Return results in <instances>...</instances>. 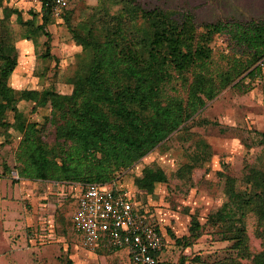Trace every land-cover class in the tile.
Wrapping results in <instances>:
<instances>
[{
  "label": "trees",
  "instance_id": "16d2710c",
  "mask_svg": "<svg viewBox=\"0 0 264 264\" xmlns=\"http://www.w3.org/2000/svg\"><path fill=\"white\" fill-rule=\"evenodd\" d=\"M4 4L7 0H0L6 20L16 15L21 21L24 13L32 19L38 17L42 23L34 31L48 37L45 24L49 16ZM113 6L120 8L111 14ZM67 14L69 10L60 19L67 22ZM191 18L187 14L173 20L160 8L146 9L139 0L103 1L95 21L83 23L72 32L75 44L87 58L81 73L71 80L69 95L51 90L15 94L7 79L16 67L17 53L10 31L0 21V128L6 127L7 115L11 114L10 127L21 136L13 164L0 161V176L11 177L15 172L17 181L61 184L116 180L117 173L133 168L222 90L261 74L263 67L258 63L264 59V19L208 23L192 36L188 28ZM24 24L34 26L30 21ZM216 34L226 35L236 48L227 68L218 71L210 68L211 42ZM26 36L22 39H28ZM173 81L180 82L185 98L165 95ZM20 101L49 104L46 121L54 129L51 144L44 140V127L27 121L18 108ZM259 137L264 145V133ZM193 158L189 169L200 166L198 156ZM166 180L163 170L149 168L138 185L150 193ZM226 194L228 204L210 218L206 214L203 217L244 253L246 215L254 213L264 227V171L249 168L242 188L232 185L226 188ZM137 208L158 227L151 209ZM199 228L198 218L193 216L189 237L177 239L178 245L190 247L199 237ZM156 259V264H167L162 255H156ZM186 261L187 256H182L177 264ZM254 264H264V251L254 256Z\"/></svg>",
  "mask_w": 264,
  "mask_h": 264
},
{
  "label": "rangeland",
  "instance_id": "374dc122",
  "mask_svg": "<svg viewBox=\"0 0 264 264\" xmlns=\"http://www.w3.org/2000/svg\"><path fill=\"white\" fill-rule=\"evenodd\" d=\"M103 1L106 2L71 0L67 22L48 18L45 24L48 37L34 31L42 23L38 17L32 19L24 13L21 21L16 15H10L6 20L3 8H0L1 25L10 31L17 53L16 67L7 79L15 94L19 95L22 90L39 93L51 90L60 95L72 92L71 80L81 73L82 62L87 58L75 44L72 32L83 23L95 21ZM139 1L146 9H162L176 21L181 20L182 15H191L193 22L188 28L192 36L203 31L202 26L208 23L264 19V0ZM5 6L20 9L14 2ZM119 8L113 6L110 13ZM27 21L34 26L25 25ZM25 35L28 39H22ZM211 47L210 68L215 71L226 69L236 48L224 34L214 35ZM242 57L245 60V56ZM165 95L185 98V91L179 81H173ZM18 108L28 122L45 128L44 140L51 144L54 129L46 121L50 115L49 104L37 106L33 101H20ZM6 122V127L0 128V161L12 165L21 136L10 127L11 114L7 115ZM260 133H264V70L237 87L222 90L133 168L117 173V184L132 196L133 202L146 211L151 209L166 241L162 259L167 264H177L182 256H187L185 264H254V256L264 251V227L254 213H248L245 218L247 251L244 253L209 220L228 204L226 188L233 185L241 189L249 168L264 171V145L260 143ZM196 156L201 161L200 166L189 169ZM149 168L161 169L167 177L166 182L155 185L150 193L138 185ZM72 186L44 181L36 183V193H47L45 202L54 233L49 243L34 252L25 248L14 264H130L125 250L93 252L81 248L79 235L71 222L76 200ZM205 214L209 215L208 219L203 217ZM193 216L198 218L199 237L191 241L190 247L184 248L176 240L189 237ZM35 221H39L38 217Z\"/></svg>",
  "mask_w": 264,
  "mask_h": 264
},
{
  "label": "built area",
  "instance_id": "2783aa9c",
  "mask_svg": "<svg viewBox=\"0 0 264 264\" xmlns=\"http://www.w3.org/2000/svg\"><path fill=\"white\" fill-rule=\"evenodd\" d=\"M70 1L10 0L20 9H32L55 20L69 10ZM258 65L264 67V59ZM117 182L69 183L76 192L71 222L80 246L93 252L125 250L130 264H156V255L163 254L164 235L146 215L139 213L132 196Z\"/></svg>",
  "mask_w": 264,
  "mask_h": 264
},
{
  "label": "crops",
  "instance_id": "0c3cea01",
  "mask_svg": "<svg viewBox=\"0 0 264 264\" xmlns=\"http://www.w3.org/2000/svg\"><path fill=\"white\" fill-rule=\"evenodd\" d=\"M15 174L0 176V264H14L25 248L34 252L54 233L46 191L36 193L38 181H17Z\"/></svg>",
  "mask_w": 264,
  "mask_h": 264
}]
</instances>
